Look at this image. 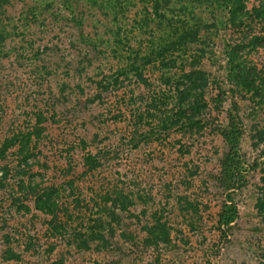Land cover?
I'll return each mask as SVG.
<instances>
[{"label": "rangeland", "instance_id": "374dc122", "mask_svg": "<svg viewBox=\"0 0 264 264\" xmlns=\"http://www.w3.org/2000/svg\"><path fill=\"white\" fill-rule=\"evenodd\" d=\"M66 1L0 3V146L8 137L32 131L40 119L43 133L29 146L38 159L48 158L45 170L38 168L39 177L56 185V195L68 203L77 193L87 201L96 193L119 191L125 210L120 211L122 226L112 224L114 245L133 250L134 242L150 230V258L145 260L150 264H258L254 251L264 231L254 204L264 163V91L254 98L233 85L226 45L236 39H230L234 36L226 28L223 6L218 0H170L162 10L165 18L159 19L151 7L150 15L141 14L140 0H121L118 16L85 0ZM194 25L201 27L199 41L177 48L174 66L150 68L147 89L132 88L128 83L132 74L124 75L123 67L158 45L172 41L185 45L179 36ZM241 47L240 61L257 68L264 65L263 46ZM89 49L91 54H86ZM183 69L204 74L209 114L203 128L197 126L199 131L196 126H180L164 134L163 121L175 119L177 111L165 80L175 82ZM114 79L121 87L100 98L99 88ZM139 94L142 98L136 99ZM138 111L143 112L140 120ZM230 112L244 124L239 155L249 184L242 191L227 192L231 201L226 203L236 206L237 215L223 238L217 216L226 195L215 177L228 148L215 127H226ZM138 121L145 129L150 126L147 146L146 137L133 139ZM98 152H109L110 161L94 178L80 182L81 158ZM13 163L15 148L0 167ZM74 163L77 167L68 175ZM4 182L0 172V184ZM68 185L77 186L75 193ZM10 203L6 188L0 187V249L18 256L2 258L0 264H74L87 258L108 264L117 258L113 252L81 250L77 255V241L86 230L75 227V221L67 236L51 232L48 218L32 203L27 213L12 210L4 218L1 213ZM157 222L168 231L170 243L164 242ZM118 264L139 263L122 259Z\"/></svg>", "mask_w": 264, "mask_h": 264}, {"label": "trees", "instance_id": "16d2710c", "mask_svg": "<svg viewBox=\"0 0 264 264\" xmlns=\"http://www.w3.org/2000/svg\"><path fill=\"white\" fill-rule=\"evenodd\" d=\"M9 0H0V3H7ZM121 0H85L88 5H95L105 10L110 9L118 16L122 12ZM66 2H70L67 0ZM140 6L143 11L141 14H149L148 8H152V12L156 18H165V8L170 4V0H140ZM218 5L223 6L227 12V24L226 28L230 29L231 35L234 37L230 39H236L234 44L233 41L228 42L226 45V54L228 57V63L232 70V79L235 89L251 93L254 98L258 97L259 91H264V65L260 68L256 66H250L244 61H240V50L241 46H252V49H256L258 46L264 47V0H218ZM149 12V13H148ZM148 25L145 23L144 28ZM201 32L200 25L190 26L184 28L180 40L184 42L177 43L172 41L164 45H158L151 49L149 54L144 56H137L132 58L129 65L125 69L124 75L132 74V78L129 79L128 83L131 84L132 88L136 89H147L151 86L150 83V68H157V64L160 65V69H165L171 64L174 66V54L178 51L177 48L189 47L191 43H197L199 40L197 37ZM236 35V37H235ZM0 36L2 34L0 33ZM2 39H0L1 41ZM189 45V46H188ZM86 54H91L90 49L87 50ZM167 57H169L167 59ZM94 57L90 59L88 64H91ZM84 61H89L88 57ZM128 69V70H127ZM170 80V78H168ZM169 80H165L166 86L173 92L175 106L177 111L175 119H167L163 121L161 132L167 133L173 130L179 129L185 126L194 127L196 130L200 129L197 127L205 122L207 114H209L208 99L205 96L206 79L201 71L194 69H183L178 79L170 83ZM125 81V80H124ZM164 82V80H163ZM118 84V85H117ZM117 85V86H116ZM112 86V87H111ZM121 87L117 79L110 81L103 87L99 88L98 95L101 98L111 96L117 88ZM131 88V89H132ZM134 91V90H133ZM133 93L131 97H134ZM192 97L193 100L189 101ZM142 98L139 95L136 99ZM103 100V99H101ZM158 99H154L156 102ZM104 102V100L102 101ZM185 105H188L189 115H186ZM146 113V116H150V113ZM143 112L138 111L136 116L140 120ZM187 120L185 123L183 121ZM139 125L134 128V137L139 138L141 136L146 137V146L150 144V126L148 125L145 129L141 125L143 121H138ZM144 127V128H143ZM219 134L225 140L227 145V151L223 153L221 157V170L215 177L217 179L218 189L221 190L224 200L221 204L220 211L217 216V229L221 236L225 238L226 232L232 229L231 223L234 221L237 215V209L234 204L227 205V199L231 201L230 190L242 191L247 188L249 181L243 176L241 170L240 161V139L242 138L244 124L239 119L238 115L230 112L228 116V123L226 127L220 128L215 127ZM146 130L143 132V130ZM44 127L39 119L32 128V131H23L18 135H13L4 140L0 146V161L5 160L9 150L15 148V163L11 165H4L0 167L1 179L6 180L0 184L1 188H6L7 196L10 197L11 203L7 209L1 213L5 218L7 215H11L12 210L22 213L29 211L28 204L32 203L35 210L48 218V229L51 232L67 236L68 231L72 230L75 221L77 222L78 228H84L86 230L83 238H80L77 242L79 243L76 247L79 252L77 255L86 252L88 254H101L107 252H113L116 259H112L108 264H118L122 259H130L139 264H150L145 261L150 258V230L146 233V237L140 239V241L134 242L133 250L125 251L124 249L117 247L115 244L116 235L112 224L121 225V212L125 210L124 201L121 199V193L115 191L113 194L104 192L102 195L96 193L95 197H90L87 201L79 197L77 193L76 197L71 202L61 200L56 195L58 187L53 183L49 185L44 183L45 179L43 175L39 177L37 171L38 168L47 166L48 158L35 157L34 154L29 150V146L36 142L42 135ZM155 133V132H153ZM46 136V135H43ZM111 159L109 152L96 153V155H85L81 158V166L84 172L82 173L83 178L79 181L92 179L95 177V173H99V168L106 164ZM263 169L259 170L261 174L259 185L256 186V201L254 209L256 211L257 218L262 225L264 231V163L261 164ZM77 167L76 163L70 165L67 169L69 173ZM92 176V177H87ZM9 178V179H8ZM39 178V179H38ZM69 186V185H68ZM70 191L75 193L77 186H69ZM235 194V193H234ZM121 211V212H120ZM10 213V214H9ZM107 213V214H106ZM158 226L161 225L157 222ZM163 226V225H162ZM150 229V228H149ZM164 231V242L170 243V237L167 230L162 227ZM122 236L123 233H122ZM120 237V236H119ZM6 242L8 241V237ZM4 238V239H5ZM123 239V237H122ZM116 246V249H113ZM112 247V248H110ZM83 250V251H81ZM81 251V252H80ZM254 254H256L258 264H264V238L259 240L257 248H255ZM11 256H15L13 259H18V256L13 254L12 250L7 249L5 252L0 249V260H13ZM76 256V255H74ZM91 262L89 263V261ZM15 262V261H14ZM54 264H60L54 263ZM74 264H102L100 261L95 259L87 258L81 260L79 263Z\"/></svg>", "mask_w": 264, "mask_h": 264}]
</instances>
